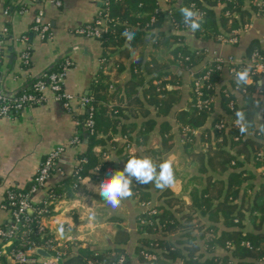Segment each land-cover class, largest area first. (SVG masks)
I'll return each mask as SVG.
<instances>
[{
  "label": "trees",
  "instance_id": "trees-1",
  "mask_svg": "<svg viewBox=\"0 0 264 264\" xmlns=\"http://www.w3.org/2000/svg\"><path fill=\"white\" fill-rule=\"evenodd\" d=\"M159 1H109L108 12L112 21L108 31L99 39L105 46L104 65H108L112 58V51L119 50V54L124 53L127 43L136 45L141 36L148 34L156 37V45L171 47L172 60L159 62L155 58H150L149 61H143L139 55L136 56L132 60L130 79L117 88L113 84L117 75H114V78L111 77L109 70L116 69L117 74L124 71L122 59H115V64L110 69L108 67V74L103 73L98 76L91 94L88 95L87 110L77 118V121H82L79 126L82 132L80 141L87 144V149L78 157L80 163L75 166L73 174L55 189L52 188L54 194L60 198L64 193L71 196L77 190L73 186L78 176H92L100 182L110 178L112 172L108 169H115V161H102L109 145L117 148L118 157L124 165L131 156H146L141 151H130L129 146L133 143L137 146H147L152 138L151 134L155 135L156 128H158L160 142L158 146L150 148L148 155L154 163L163 162V155L175 146L176 137L169 120L164 119L158 122L155 117H150L151 111L153 109L156 111V117L166 118L172 115L174 106L180 101L182 93L178 88L181 77L172 71V66L178 65L180 68L193 70L202 61L205 53L203 50H192L185 41V34L168 35L154 32L164 23L167 16V12L160 8ZM170 2L173 4L171 15L174 26L176 23H179V27L185 25L179 12L180 7H192L194 11L201 13V28L196 31V34L203 39L215 41H220V37L229 36L233 31L242 29L245 24L252 21L253 14H259V17L264 15V0L262 3L259 0H173ZM24 6L26 3L22 4L21 8ZM217 8H219L218 11ZM126 29L135 33L130 42L122 35ZM257 47V44L252 42L246 50L247 55L249 56ZM187 57L189 59H186ZM25 66L28 65L25 64ZM59 66L45 72H57L60 70ZM206 66L212 70L209 73V80L201 90L204 92V98L212 96L215 98L220 69L217 70L215 62L209 60L205 62V68L199 70L197 74L206 70ZM244 68L242 64L237 65L240 71ZM250 76L251 83L239 86L240 90H245L242 92L245 105L238 107L233 92L224 86L221 87L220 102L224 110L233 115L235 120L236 112L245 113L246 120L254 131V137L243 135L234 123L227 122V126L220 131L214 130L212 126L210 129L206 128L200 142L204 146L206 142L209 145L206 146V150H198L195 147L197 136L191 132L185 135L187 137L184 149L189 150V158L196 164L197 170L205 175V183L200 187H191L189 204L169 188L161 190L158 203H154L151 209H146L139 214L137 224L141 237L135 248L137 259L124 247L129 243L130 235L128 231L120 228L113 239L115 246L106 250L92 248L90 245L81 246L75 252L72 249L73 245L67 248H56L58 252L64 254L63 264H259V260H264V181L256 187L248 183L255 176L244 168L245 161H243L254 160L255 168L264 170V131L255 128L254 125L255 116L261 110L264 89L258 83L262 76L251 73ZM39 78L35 79L30 84L31 88L27 90L33 91L34 83ZM172 84L177 87L169 90L168 86ZM192 89H194L193 80ZM117 96L119 99L113 103ZM230 101L235 102L234 106L230 107ZM213 103L209 101L206 106L199 107L196 92L193 90L187 109L175 112L176 121L180 124L179 132L183 133L186 126L194 129L205 126L211 116ZM90 111L95 121L94 132H91L84 123ZM141 115L145 119L137 120ZM118 134H121L122 138H127L126 143L118 146L119 138H116L119 137ZM239 134L242 135L241 138L238 141L234 140ZM230 150H233V153ZM240 157H243V160ZM99 166L100 169L97 170ZM133 180L132 198L138 204L148 206L152 202L153 184L141 185L134 178ZM33 185L34 182L25 190L13 188L12 192H29ZM248 188H254L252 194L248 195ZM37 205L44 206L42 203ZM51 209L50 215L53 213V206ZM245 219L257 231L246 230L243 225ZM52 238L47 229L40 232L35 224H32L29 231L24 232V229H21L18 239L14 241L11 248L15 250L28 249L30 246H45ZM245 242L249 245H244ZM227 243H230L232 247L228 248ZM217 248L223 249L226 253L217 255ZM49 252L53 254L54 251L49 249ZM147 254H154L156 258L147 259ZM122 257L123 261L120 262ZM0 259L8 264L5 257Z\"/></svg>",
  "mask_w": 264,
  "mask_h": 264
},
{
  "label": "crops",
  "instance_id": "crops-1",
  "mask_svg": "<svg viewBox=\"0 0 264 264\" xmlns=\"http://www.w3.org/2000/svg\"><path fill=\"white\" fill-rule=\"evenodd\" d=\"M106 0H61L57 4L54 0H0V81L3 89L8 95L18 94L30 87L35 79L39 78L45 71L56 69L60 63L71 61V67L66 74L64 88L67 93L74 96L73 105L78 109L79 100L82 96L91 94L94 82L98 76L107 73L111 66L115 64V59H122L124 71L117 74V70L111 68L109 75L114 78L115 88L124 85L130 79L132 60L136 56L143 61H149L155 58L159 62H171V47L168 45H156L153 35H143L137 40L136 45L127 43L124 53L119 54V50L107 52L112 58L108 65H104V47L99 38L78 35L75 31L79 26L92 23L100 15ZM26 3L27 10L20 12L22 4ZM160 8L165 11L168 7L167 0L159 1ZM43 10L45 21L50 23L52 36L49 39L42 38L36 32L32 31L36 14ZM219 8H217V11ZM251 24L245 30L237 33V42L228 43L224 41H215L213 39H203L196 32L187 30L184 34L186 43L192 50H203L204 58L195 69L188 70L172 66V71L181 77L180 89L181 99L174 106L172 115L163 118L156 117V111H151L150 117H155L158 122L164 119L169 120L175 133V146L173 149L163 155V159H170L173 163L176 176L175 183L169 188L174 194L181 197L186 203L191 202V187H200L205 183V175L197 170L196 164L189 158V150L184 149L185 136L179 132L180 124L176 121L175 112L181 109H187L191 100V90L193 74L201 70L206 61L214 60L217 57L222 59L232 58L236 64L245 61L248 57L247 48L252 42L257 44L264 55V15L262 17L254 16L251 18ZM164 23L154 32L170 35L177 31L173 28V22L168 16ZM5 27L8 31H5ZM23 35L28 36L27 41H22ZM29 50L30 62L25 66L22 54ZM109 67V69H108ZM229 66L224 65L220 70V77L216 85V95L211 111V116L205 126L196 128L195 136L197 141L195 147L198 150H206L200 142L202 134L206 128H211L213 122L219 118H224L229 123H236L233 115L227 113L220 102L221 87H226L233 92L238 107L245 105L242 97L241 84H237L236 78L229 73ZM252 78H250V82ZM264 89V75L258 81ZM179 85V84H178ZM174 84L169 85L168 89L175 88ZM114 88V89H115ZM141 89V87H140ZM46 100H39L32 107L25 108L18 116L0 118V225L10 226L12 217L8 210H5L1 204L5 199L7 191L17 188L20 190L28 189L32 186L41 163L51 150L58 147H64V153L59 160L55 173L47 183V188H56L66 178H69L78 163V157L86 151L85 142L80 145H71L70 141L76 136H81L82 132L77 125V118L84 114V109L67 110L61 102L54 99L51 92H47ZM117 96L113 103L117 102ZM264 90L262 93L261 110L258 111L254 119L255 128L261 129L264 120ZM144 116H138V119H145ZM149 117V118H150ZM245 136H253L254 131L251 124ZM155 135L151 134V139L147 146H137L131 144L130 151H141L146 156L150 153L151 147L159 145L160 135L158 128L154 130ZM119 142L126 143L127 138H122L118 134ZM156 139V141L154 140ZM128 147V145H127ZM126 147V149H127ZM228 148V147H227ZM233 153V150H230ZM243 160V157H240ZM104 160H113L116 170H123L124 164L121 163L117 148L107 147ZM244 168L254 174V178L248 183L255 187L264 181V170L255 168L254 160H243ZM121 163V164H120ZM263 173V174H261ZM100 184L99 180L92 176H85L79 188L71 196L63 194L60 200L53 203V213L45 217L43 223L47 231L53 237L56 248L69 247L73 245V252L79 247L90 245L92 248L106 250L114 247V237L119 229L128 231L130 241L124 247L128 253L136 258L135 248L138 245L141 234L138 230L137 218L144 210L151 209L154 203H158L161 190L152 185V202L148 206L138 204L135 199L128 198L121 202V205L113 209L103 198L98 195L94 189ZM134 184V180H133ZM253 189H247L248 195L252 194ZM48 189L36 191L34 201L47 198ZM95 214V220H90L89 216ZM63 225L64 236L58 235V228ZM246 230L257 231L252 224L245 219L243 222ZM264 227V226H263ZM264 232V228H263ZM217 255L225 254L223 249L217 248ZM6 259V258H5ZM137 259V258H136ZM65 258L62 260V264ZM7 261V259H6ZM0 264H5L0 259Z\"/></svg>",
  "mask_w": 264,
  "mask_h": 264
},
{
  "label": "built area",
  "instance_id": "built-area-1",
  "mask_svg": "<svg viewBox=\"0 0 264 264\" xmlns=\"http://www.w3.org/2000/svg\"><path fill=\"white\" fill-rule=\"evenodd\" d=\"M57 4H61V0H54ZM110 0L104 1V7L101 10L100 15H98L92 23L85 24L83 26H79L75 31L79 35H84L87 37H95L101 38L104 33L108 31L109 24L112 21V18L108 12V5ZM170 1L167 0L168 7L165 10L167 12V16L172 22V7ZM179 1V0H177ZM260 3H262V0ZM28 7L24 6L21 8L20 12L24 13ZM196 12L201 15L199 11ZM254 16H259V14H253ZM253 17V16H252ZM251 24H245L242 29L238 31H233L229 36L220 37V41L235 43L237 42V33L241 30L247 29V27ZM173 28L176 30V33L184 34L187 30H191L189 27L184 25V27H179V23H176ZM129 30V29H128ZM5 31H8V28L5 27ZM32 31L36 32L42 38L49 39L52 36V30L50 27V23L45 21V13L43 10H40L34 19V24L32 27ZM22 41H27L28 36L23 35L21 37ZM24 59V63L28 64L30 62V53L29 50H25L22 54ZM186 59H189L187 57ZM213 60V59H212ZM216 64V69H223L224 65L229 66V73L235 77L236 72L240 71L237 69V65H243L244 67H250L251 74H259L260 77L264 75V55L260 52L259 49H254L250 55L246 58L245 61H242L239 64H236L232 58L222 59L217 57L213 60ZM205 64L202 66L203 68ZM60 70L57 72L50 71L44 72L40 78L34 83L33 91L24 90L18 94L8 95L0 81V118H8L18 116L25 108L32 107L35 102L39 100H46L48 91L54 93V99L62 103V105L69 111H74L77 109L73 105L74 96L70 95L65 91L64 82L66 78V74L69 71L68 69L71 67V61L68 59L65 62L60 64ZM195 69V68H194ZM193 69V70H194ZM192 70V69H191ZM192 70V71H193ZM212 68L206 66V70H204L199 75L196 71L193 74V83L194 90L196 92L197 104L199 107L206 106L209 101L215 100L214 96L204 98V92L202 89L203 85L209 80V73ZM236 78V77H235ZM251 78V76H250ZM216 88V87H215ZM245 90H242V92ZM89 102L88 96H82L79 100L78 109L87 110ZM234 101H230V107L234 106ZM77 109V110H78ZM92 110V109H91ZM87 119H85L84 123L87 127L91 129V132H94V116L90 111ZM77 121V120H76ZM227 121L224 118H219L218 121L212 124V128L214 130L220 131L223 130L227 126ZM82 124V121H77L78 127ZM236 128L239 129L236 123H234ZM194 128L190 126H186L184 129V134L187 135L188 132L195 134ZM241 134L235 136L234 140H239L241 138ZM80 136H74L70 141L71 145H80ZM64 153V147H58L57 149L51 150L48 155L45 157L43 162L41 163L40 169L36 174L34 179V185L29 192L26 193H16L12 190L7 191L5 195V199L3 201V206L5 210L9 211L10 216L12 217V224L7 227L0 225V257H5L7 259L8 264H62V260L64 259V254L62 252H58L56 250V244L54 243L53 238L49 239V242L45 246H30L28 249H12L14 241L18 239L19 232L21 229H24V232L30 230V225L35 224V227L39 229L40 232L46 231V227L43 223L45 217H49V213H51L53 203H56L59 200V196L55 195L52 188H47V183L51 178L53 172L57 169L60 158ZM100 169V166L96 168ZM109 172H114V169H108ZM83 176H78V179L74 183V188H79V184L81 183ZM40 189H48L47 198L45 197L43 200L34 201V194L36 191ZM7 198V199H6ZM42 203L44 206H38L37 204ZM50 207V208H49ZM155 212V211H153ZM50 243V244H49ZM244 245H249L248 242H245ZM227 247L230 248L232 245L227 243ZM49 249H53V254L49 252ZM42 251H45L47 254H44ZM147 259H155L156 255H146ZM123 261V257L120 259V262ZM91 262V261H90ZM259 264H264V260H259ZM92 263V262H91ZM80 264V263H79Z\"/></svg>",
  "mask_w": 264,
  "mask_h": 264
},
{
  "label": "clouds",
  "instance_id": "clouds-1",
  "mask_svg": "<svg viewBox=\"0 0 264 264\" xmlns=\"http://www.w3.org/2000/svg\"><path fill=\"white\" fill-rule=\"evenodd\" d=\"M179 12L183 18V23L194 33L201 28V18L192 7L181 6ZM122 35L127 41H131L135 33L126 29ZM250 67L236 72L235 77L237 84L247 85L250 82ZM236 124L241 133L248 131V121L245 113L236 112ZM264 131V125L261 126ZM133 178L138 184L148 185L154 184V187L160 190L170 188L176 181L173 163L170 159L156 164L149 156L136 157L131 156L123 170H116L110 174V178L103 179L94 191L100 195L103 200L113 209L118 208L123 200L133 196ZM95 214L89 216L90 220H95ZM58 235L64 236V227L58 228Z\"/></svg>",
  "mask_w": 264,
  "mask_h": 264
},
{
  "label": "water",
  "instance_id": "water-1",
  "mask_svg": "<svg viewBox=\"0 0 264 264\" xmlns=\"http://www.w3.org/2000/svg\"><path fill=\"white\" fill-rule=\"evenodd\" d=\"M44 254H47L45 251H42Z\"/></svg>",
  "mask_w": 264,
  "mask_h": 264
},
{
  "label": "rangeland",
  "instance_id": "rangeland-1",
  "mask_svg": "<svg viewBox=\"0 0 264 264\" xmlns=\"http://www.w3.org/2000/svg\"><path fill=\"white\" fill-rule=\"evenodd\" d=\"M115 171V170H114Z\"/></svg>",
  "mask_w": 264,
  "mask_h": 264
}]
</instances>
